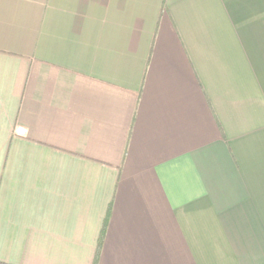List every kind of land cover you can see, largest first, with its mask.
I'll return each mask as SVG.
<instances>
[{
    "label": "crops",
    "instance_id": "crops-1",
    "mask_svg": "<svg viewBox=\"0 0 264 264\" xmlns=\"http://www.w3.org/2000/svg\"><path fill=\"white\" fill-rule=\"evenodd\" d=\"M264 264V0H0V262Z\"/></svg>",
    "mask_w": 264,
    "mask_h": 264
},
{
    "label": "trees",
    "instance_id": "trees-1",
    "mask_svg": "<svg viewBox=\"0 0 264 264\" xmlns=\"http://www.w3.org/2000/svg\"><path fill=\"white\" fill-rule=\"evenodd\" d=\"M103 232H104V229L101 231V235H100V238H99V244H98V247H97V252H96L95 258L93 260V264H97V259H98V254H99V250H100L101 240H102V237H103ZM0 264H6V263L0 262Z\"/></svg>",
    "mask_w": 264,
    "mask_h": 264
}]
</instances>
